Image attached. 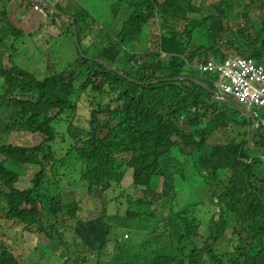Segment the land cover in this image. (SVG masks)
I'll list each match as a JSON object with an SVG mask.
<instances>
[{"label": "trees", "instance_id": "1", "mask_svg": "<svg viewBox=\"0 0 264 264\" xmlns=\"http://www.w3.org/2000/svg\"><path fill=\"white\" fill-rule=\"evenodd\" d=\"M35 1L44 9V28L64 32L61 11ZM48 1L58 9L67 3ZM124 1L131 14L99 51L81 50L74 20L73 59H52L43 69L36 64L35 71L0 60V132L6 136L0 137V264H38L37 253L51 256L53 264H264V160L248 146L253 122L241 142L237 136L243 131L229 143L210 144L225 123L221 115L216 121L213 97L188 75L198 72L203 54L222 62L223 49H242L238 54L264 63V0ZM154 19L159 34L143 32ZM180 21H187L181 33ZM7 27L13 56L22 38L43 33L41 26L33 31L7 22ZM194 30L202 31L200 40ZM187 34L183 45L179 38ZM52 39L37 42L50 47ZM175 47L184 53L173 54ZM98 58L116 72L94 61ZM18 132L29 135L30 146L7 139L16 140ZM257 139L264 147L262 125L254 144ZM190 161V174L210 187L216 211L209 220L207 213L178 205L176 184L187 179ZM26 168L34 170L22 190ZM153 178L159 179L157 188L151 187ZM73 200L78 210L68 206ZM88 201L99 205L83 217ZM217 224L232 225L227 246L219 241ZM25 231L64 244L65 255L30 243ZM132 231L142 233L138 241ZM134 244L139 246L131 260Z\"/></svg>", "mask_w": 264, "mask_h": 264}, {"label": "rangeland", "instance_id": "2", "mask_svg": "<svg viewBox=\"0 0 264 264\" xmlns=\"http://www.w3.org/2000/svg\"><path fill=\"white\" fill-rule=\"evenodd\" d=\"M33 3H35V6H37L38 10L34 8V6L31 5V7L28 6V2L24 0H17L19 5H25V14L26 17L22 19V22L18 25V28H22L25 30H36L38 27L43 28L42 35H38L36 37H28L25 36L21 39L22 42H24L23 45L18 46V49L16 52L12 50L11 46H7V36H8V27L7 22L9 24H14V20L11 19V15L6 11L5 0H0V54H1V62L3 66L11 67L12 63L14 62L19 68L25 69V71H35L36 64H39L40 66H43L47 64V62L50 64L55 61V59H73L74 52L76 50L77 45L75 47V33H74V27L72 26V23H74V20H76V35L78 39L80 40L79 46L81 50L86 51L87 49L91 48L92 50H100L103 46H105V41L109 37H115L122 31L124 22L127 20L129 16V11L127 9V2L121 1V0H67V3L61 2L58 12L59 15L62 16L65 19V25H64V32L63 30L57 29L55 31V28L52 27L51 29L47 26L44 28L45 22L47 19L42 13L44 10L40 4H38L35 0H32ZM209 0H194L195 4L197 3H208ZM31 4V3H30ZM145 11V10H143ZM87 12L88 16L82 17L83 13ZM187 21H180L178 25L176 26V30L178 32H182L185 28ZM191 27H188V30H190ZM151 32L154 34L159 33V26H158V20H153L146 26V29H143V32ZM62 32V33H61ZM49 35L52 36V41H50V47H43L42 45H38V42L45 43L48 41ZM87 37V38H86ZM194 37L197 39L202 38V31L201 30H194ZM5 38V40H4ZM187 38H189V34H187L185 37H180L179 40L182 42L183 45H187L188 41ZM38 41V42H37ZM39 43V44H40ZM92 43H95V46H91ZM152 46V44H151ZM191 48L195 49L194 44H191ZM188 50H191L190 47H188ZM171 51L173 54L179 55L184 53L181 47H175L171 48ZM238 53H244L242 49H237V52L234 50H225L223 49L222 55L225 57H231L235 56ZM12 56L10 58L9 56ZM93 57L97 56V54L92 53ZM92 57V58H93ZM166 57V55L164 56ZM204 59H216L214 56H211L210 54H203L201 55ZM53 59V60H52ZM99 59V58H98ZM13 60V61H12ZM171 60V59H170ZM55 64H58L59 67H62V65L58 62H54ZM66 65V63L64 64ZM188 75L194 77L197 80L205 79L207 82H213L214 86V80L212 79L211 75H203L198 72H192L188 73ZM216 88H219V86H214ZM217 90V89H216ZM210 105L213 106L212 111L215 110L214 116L218 115V118L216 121L220 120V115L223 117V122L225 123L224 127H220L217 131H215L208 139V142L210 144L214 143H229L232 139H235L236 132L243 131V134H240L238 137L239 141L241 142L243 138L246 136L245 131L246 127H251L250 121H252L250 116H245L243 113L238 112L234 109H230L222 104L216 103L215 101L211 100ZM5 107V105L3 106ZM258 114V117L260 121L264 120V111L262 109H256L254 111ZM86 118V117H85ZM105 118V117H103ZM208 121H202L199 123L201 126H208ZM183 126V124H180ZM184 134H187L188 132L182 130ZM0 137H2L5 141L6 136L4 131L0 132ZM7 139L10 142H14V144L19 146L28 147L30 146V137L25 132H18L16 135V140L12 137H7ZM257 143H259V140H256V146ZM184 146V144L182 143ZM249 146V144H248ZM260 147V146H258ZM191 149L188 148V151ZM254 152L255 155H258L261 157L262 160H264V154L261 152L264 151V147L251 150ZM119 155H121V151L118 150ZM203 155H206L203 153ZM126 160V157L125 159ZM193 162L190 161L188 163V170L187 172V179L183 180V183L176 184V187L180 193V197L178 200V205L182 209L186 206H192L193 209L197 211L198 215H203L207 213L208 220L213 216V213L216 211V206L214 203L211 202V195H210V187L206 184L204 178L199 177V175H192L190 172L193 171ZM1 169V168H0ZM30 170H34L33 168H26L24 171V174H27L22 180L23 184L20 183L19 187L23 190L24 186L29 185L31 182V175L29 174ZM22 173V171H21ZM22 175V174H21ZM129 176V174L127 175ZM81 174H79L77 180H80ZM22 178V177H21ZM21 181V179H20ZM159 184V179L153 178L151 187L157 188V185ZM106 196V194H104ZM66 197V192L63 194V201ZM68 206L71 209L78 210L79 209V202L77 200H73L68 202ZM99 204H97L95 201H88L84 204V210L82 212L83 217H86L89 213L96 210ZM159 210L162 211L160 208ZM192 209H185L183 213L190 214L192 213ZM164 214L169 213L168 209H165L162 211ZM95 216L97 215L94 214ZM205 226L201 228V232H204ZM26 236L31 241L30 243L34 245H42L45 246V248H48L49 250H53L54 252H59L62 255H65V245L61 243H50L45 236H40L37 233H29L25 231ZM132 235L135 238V241H138L140 237L142 236V233L139 231H132ZM232 237V231L229 230L226 235V240L230 239ZM140 244V243H139ZM138 245L134 244L131 248L133 252L131 253V260H133L136 256V252L138 249ZM51 256L37 253L36 258H38V264H53V259L50 258Z\"/></svg>", "mask_w": 264, "mask_h": 264}, {"label": "built area", "instance_id": "3", "mask_svg": "<svg viewBox=\"0 0 264 264\" xmlns=\"http://www.w3.org/2000/svg\"><path fill=\"white\" fill-rule=\"evenodd\" d=\"M202 71H214L219 75V90L226 97L235 99L238 103L253 111L259 126L264 127L254 111H264V65L255 59L247 57L228 58L223 63L210 61L202 67Z\"/></svg>", "mask_w": 264, "mask_h": 264}, {"label": "water", "instance_id": "4", "mask_svg": "<svg viewBox=\"0 0 264 264\" xmlns=\"http://www.w3.org/2000/svg\"><path fill=\"white\" fill-rule=\"evenodd\" d=\"M44 4H46L47 6H49L51 9H53L54 11H58L59 9L57 8V6H55V4H53L52 2L48 1V0H41ZM94 61L102 64L103 66H105L107 69H109V71H113L116 72V68L110 64H108L107 62H105L102 59H94ZM122 75V74H121ZM126 78V77H125ZM127 80H129L128 78H126ZM195 84L199 85L200 87H202V89H204L207 93H209L210 95L213 96L214 101L216 103L222 104L226 107H229L231 109H235L241 113H243L244 115L250 116L253 122V129H252V135L250 137V141H249V148L251 150H255V149H259L262 147H258L254 144V139L255 136H257L258 133V129H259V124L256 121L253 113L251 111H249L247 108H245L243 105H241L240 103H238L235 100H232L230 98H227L219 93H217L216 91H214L211 87H208L207 85L196 81V80H192Z\"/></svg>", "mask_w": 264, "mask_h": 264}, {"label": "clouds", "instance_id": "5", "mask_svg": "<svg viewBox=\"0 0 264 264\" xmlns=\"http://www.w3.org/2000/svg\"><path fill=\"white\" fill-rule=\"evenodd\" d=\"M122 1H124V0H122ZM127 9H128V11H129V15L131 14V10H130V8H129V5L127 4ZM129 17V16H128ZM128 19V18H127ZM126 22V21H125ZM124 22V23H125ZM123 27H124V25H123ZM123 29V28H122ZM151 33V32H150ZM179 33H181V32H179ZM154 34V33H153ZM159 34V33H158ZM184 37V36H183ZM190 47V46H189ZM168 56V54H163V56ZM236 57H247V56H244V55H242V54H237V55H235V56H231V57H225L224 58V60H226V59H228V58H236ZM247 58H252V59H255V58H253V57H247ZM200 59V57L198 58V59H196L195 61H197V60H199ZM202 60L203 61H200V62H198L197 63V69H198V72L199 73H201V74H205V73H208V72H210V73H212V75L213 74H217V73H215L214 71H202V67L203 66H206L207 65V63L208 62H210L211 60L212 61H216V62H218L217 60H215V59H204V58H202ZM206 60V61H205ZM224 60H222V62H218V63H223L224 62ZM256 60V59H255ZM257 61V60H256ZM194 62V61H193ZM258 62V61H257ZM258 63H262V62H258ZM185 64L186 65H189V64H192V62H189V61H186L185 62ZM263 65H264V63H262ZM185 79H188V78H186V77H184ZM193 80V79H192ZM130 81V80H129ZM197 81V80H196ZM219 81H220V79H219V77L214 81V86H217V84L219 83ZM131 82V81H130ZM204 84V83H203ZM206 85V84H205ZM208 86V85H207ZM208 87H210V86H208ZM214 91H216L217 93H219V94H221V95H223V96H225L226 94L225 93H223V92H221L218 88H216V87H213L212 88ZM217 89V90H216ZM204 90V89H203ZM205 91V90H204ZM206 92V91H205ZM212 96V95H211ZM213 97V96H212ZM226 97V96H225ZM227 98H229V97H227ZM230 99H232V98H230ZM232 100H235V99H232ZM213 101H214V98H213ZM242 105V104H241ZM213 107V106H212ZM245 107V106H244ZM245 108H247V107H245ZM248 109V108H247ZM235 110V109H234ZM249 110V109H248ZM249 111H251V110H249ZM252 113H253V111H251ZM254 115V114H253ZM245 116H247V115H245ZM256 119V118H255ZM257 121V120H256ZM258 122V121H257ZM260 127V126H259ZM214 217L216 218L217 217V215L215 214L214 215ZM217 228H218V231H219V241L220 242H222L223 244H225L226 246H227V243H228V240H226L225 241V239H226V235H227V233H228V231L229 230H231V228H232V225H228V224H217ZM220 228H221V230H222V235L220 236ZM130 232V231H129Z\"/></svg>", "mask_w": 264, "mask_h": 264}, {"label": "crops", "instance_id": "6", "mask_svg": "<svg viewBox=\"0 0 264 264\" xmlns=\"http://www.w3.org/2000/svg\"><path fill=\"white\" fill-rule=\"evenodd\" d=\"M5 1H6L5 9L9 13V15H11V19L14 20L13 25L18 28V25L22 22V19L26 17L25 14L26 6L19 5L17 0H5ZM24 1L28 2L27 7H31V5L35 6V3H33L32 0H24Z\"/></svg>", "mask_w": 264, "mask_h": 264}, {"label": "flooded vegetation", "instance_id": "7", "mask_svg": "<svg viewBox=\"0 0 264 264\" xmlns=\"http://www.w3.org/2000/svg\"><path fill=\"white\" fill-rule=\"evenodd\" d=\"M237 111V110H236ZM239 112V111H238Z\"/></svg>", "mask_w": 264, "mask_h": 264}]
</instances>
